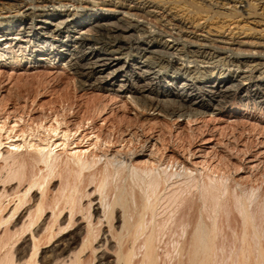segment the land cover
I'll return each instance as SVG.
<instances>
[{"label":"bare ground","instance_id":"6f19581e","mask_svg":"<svg viewBox=\"0 0 264 264\" xmlns=\"http://www.w3.org/2000/svg\"><path fill=\"white\" fill-rule=\"evenodd\" d=\"M36 1L0 0V10H17L15 16L0 17V58L5 48L18 47L26 52L28 47L30 54L24 59L29 64L65 59L82 87L91 80L92 84L112 86L121 77L124 80L118 83L117 91L131 94L148 108L179 117L186 113L199 115L198 109L210 105L221 109L237 93H244L243 98L254 104H264L261 38L251 35L238 41L230 37L210 40L201 35L199 24L188 27L161 12L164 5L175 1L59 2L60 9L68 4L80 5L83 12L58 10L55 3ZM257 7L247 3L243 14L254 18ZM205 8L195 7L193 11L206 13L201 19L207 22L212 15H224ZM238 13L242 12L236 7L230 11L231 15ZM149 18L157 19V25H151ZM161 22L165 25L158 24ZM153 27L159 33L152 31ZM163 37L171 41H161ZM122 55L125 58L119 57ZM178 61L193 67L177 66ZM225 66L244 71L231 73ZM48 160V154H38L36 162L44 164L48 173L30 187L43 188L49 183L52 167L47 166ZM73 161L77 181L64 201L70 214L78 199L80 176L92 167L80 159ZM105 164V171L92 183L99 194L97 224L105 220V233L115 240V257L109 260L104 253L98 264H264V199L255 191L231 193L222 177L193 176L179 165L135 167L130 161L116 159ZM184 205L187 213L177 216ZM37 207L35 219L42 213L41 205ZM231 208L237 216L234 219L230 217ZM53 217L56 220L55 214ZM115 220L117 229L113 227ZM87 234L70 264H81L79 255L92 248L96 235L89 227ZM107 241L105 238L101 247ZM37 251L38 245L33 242L26 264H37Z\"/></svg>","mask_w":264,"mask_h":264},{"label":"rangeland","instance_id":"374dc122","mask_svg":"<svg viewBox=\"0 0 264 264\" xmlns=\"http://www.w3.org/2000/svg\"><path fill=\"white\" fill-rule=\"evenodd\" d=\"M41 1L55 3L58 10L85 11L70 4L60 9L61 0L36 2ZM149 1H175L164 5L161 12L188 27L199 24L201 35L210 40L230 37L238 41L252 35L264 42V0ZM247 3L258 5L254 18L243 14ZM202 6L224 15H212L207 22L201 19L206 13L193 11ZM235 7L242 15L230 14ZM16 13V9L0 10V17ZM157 22L149 18L151 25ZM161 41L171 40L163 37ZM26 49L5 48L0 58V264H26L33 242L38 245L37 264H70L87 238L88 227L96 240L91 249L79 255L80 263L98 264L104 253L113 260L115 240L105 233V220L97 224L99 194L92 183L105 171L108 160L130 161L135 167L179 165L193 176L222 177L231 193L253 190L264 199V104H254L243 98L244 93H237L221 109L210 105L198 109L199 115H168L117 91L124 78H117L112 86L92 84L91 80L82 87L65 59L29 64L24 59L30 54ZM185 65L193 67L177 62V66ZM224 68L231 73L244 71L234 66ZM40 153L49 155L47 166L52 167V177L43 188H32L33 181L41 182L48 173L44 164L36 162ZM75 159L92 167L80 176L78 199L70 214L64 201L77 181ZM38 205L42 213L35 219ZM230 211L231 219L237 217L232 208ZM185 213L186 205L177 216ZM113 227L118 228L116 220ZM105 238L107 244L101 247Z\"/></svg>","mask_w":264,"mask_h":264}]
</instances>
